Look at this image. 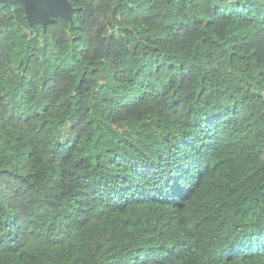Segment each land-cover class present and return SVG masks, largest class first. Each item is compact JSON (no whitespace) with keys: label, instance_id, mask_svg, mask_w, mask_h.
Returning a JSON list of instances; mask_svg holds the SVG:
<instances>
[{"label":"trees","instance_id":"1","mask_svg":"<svg viewBox=\"0 0 264 264\" xmlns=\"http://www.w3.org/2000/svg\"><path fill=\"white\" fill-rule=\"evenodd\" d=\"M68 1H0V264H264V0Z\"/></svg>","mask_w":264,"mask_h":264},{"label":"water","instance_id":"2","mask_svg":"<svg viewBox=\"0 0 264 264\" xmlns=\"http://www.w3.org/2000/svg\"><path fill=\"white\" fill-rule=\"evenodd\" d=\"M24 5L25 16L29 24L40 22L45 25L53 17L61 16L71 19L72 8L68 0H0Z\"/></svg>","mask_w":264,"mask_h":264},{"label":"rangeland","instance_id":"3","mask_svg":"<svg viewBox=\"0 0 264 264\" xmlns=\"http://www.w3.org/2000/svg\"><path fill=\"white\" fill-rule=\"evenodd\" d=\"M246 66L245 65H240L236 67L235 74L231 75V82H235L236 80L239 82L237 85V88L240 92L247 91V86L245 85L243 79H242V74L245 71Z\"/></svg>","mask_w":264,"mask_h":264}]
</instances>
